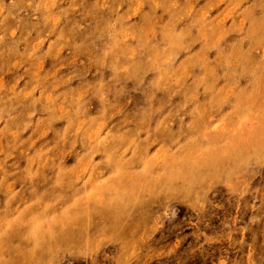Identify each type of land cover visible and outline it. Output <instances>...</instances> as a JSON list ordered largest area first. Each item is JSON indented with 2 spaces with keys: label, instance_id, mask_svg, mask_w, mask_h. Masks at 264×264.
<instances>
[{
  "label": "rangeland",
  "instance_id": "374dc122",
  "mask_svg": "<svg viewBox=\"0 0 264 264\" xmlns=\"http://www.w3.org/2000/svg\"><path fill=\"white\" fill-rule=\"evenodd\" d=\"M0 264H264V0H0Z\"/></svg>",
  "mask_w": 264,
  "mask_h": 264
}]
</instances>
